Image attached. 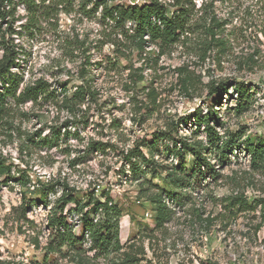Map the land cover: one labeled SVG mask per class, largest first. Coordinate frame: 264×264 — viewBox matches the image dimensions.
Instances as JSON below:
<instances>
[{
    "label": "rangeland",
    "instance_id": "obj_1",
    "mask_svg": "<svg viewBox=\"0 0 264 264\" xmlns=\"http://www.w3.org/2000/svg\"><path fill=\"white\" fill-rule=\"evenodd\" d=\"M14 1L16 10L1 32L0 59L13 47L18 51L19 65L11 68L22 76L18 93L44 80L59 95L22 103L7 96L0 157L12 175L23 171L32 185L0 174V264H121L127 255L139 264H264V168L252 165L243 143L264 139V0H161L169 15L181 5L188 8L190 27L178 42H151L145 50L130 47L105 24L96 0H35L39 6L32 10ZM115 41L126 54L118 56ZM85 83L94 96L71 111L63 100ZM237 83L248 91L241 109ZM218 91L223 96L216 101ZM198 112L219 118L211 124L222 136L220 144L238 137L228 159L204 150L217 168L216 179L183 188L175 170L183 159L187 167L194 165L184 143H209L205 126L199 129L194 121ZM81 116L87 124L78 121ZM55 127L78 130L79 137L50 147L42 139ZM93 141H102L105 150L87 153ZM138 146L144 173L139 178L129 162ZM53 180L77 187L84 203L89 196L110 195L122 212L121 250L97 257L87 235L46 253L57 241L48 215L63 193L61 185L55 191L45 187ZM160 191L173 212L157 227L149 197ZM66 213L81 237V213L71 204Z\"/></svg>",
    "mask_w": 264,
    "mask_h": 264
},
{
    "label": "trees",
    "instance_id": "obj_2",
    "mask_svg": "<svg viewBox=\"0 0 264 264\" xmlns=\"http://www.w3.org/2000/svg\"><path fill=\"white\" fill-rule=\"evenodd\" d=\"M21 0H18V2ZM26 2L29 10L33 7H38V3L35 0H22ZM21 1V2H22ZM47 0H42L44 3ZM54 1V0H50ZM59 3H56L59 6ZM100 5H103V18L107 20L105 24L109 25L114 31L120 32L131 46L137 47L139 50H145L147 45L151 42H158L162 47L164 45H172L179 41L182 34L188 31L190 27L188 18V8L181 5L178 7L172 15L167 12V5L161 0H149L143 4H121V3H109L106 0H96L94 8L98 9ZM178 6L180 3L178 2ZM14 0H0V45L3 44V35H1L2 28L5 22L8 21V16L11 13L14 14L15 7ZM49 5H47L48 7ZM34 12V11H33ZM129 23H134V27H130ZM215 26L212 25V36L215 38ZM121 42V41H120ZM115 41V51L121 52L119 55L126 54L125 50L121 49V43ZM211 43H208L210 46ZM121 50V51H120ZM10 52H6L3 58L0 59V121L7 110L9 101L7 96L12 94L15 101L18 103L26 102L29 100L37 101L39 97L44 99H50L58 97L59 93L50 89V84L44 80H38L33 85L26 86L18 93V89L22 80V76L19 73H12L11 68L14 65H19L16 55L18 51L13 47ZM224 89V88H223ZM235 90L239 96V103L237 107L242 108V104H246L247 101V89L242 83L235 85ZM219 92V91H218ZM94 93L88 84L80 85L76 88L72 98L65 97L63 103H65L71 111H74L77 106H82L84 102H87L86 98H93ZM223 96L222 92H219L216 101H219ZM246 100V101H245ZM244 101V103H243ZM190 119V118H189ZM212 119L216 123H219V118L212 113L208 115H202L198 112L195 115L194 121L200 129L202 125L205 126L208 137V146H204L201 142L195 144H185V152L189 151L194 158V165L192 168L187 167L184 159L181 162L180 169L175 170V181L187 188L192 184L201 183L202 179L217 178V168L209 157L204 153V150H218L221 158H229L228 154L234 150L235 142L237 139L236 134H232L221 144L222 136L211 124ZM82 123H88L87 118L84 116L78 120ZM79 131L71 133L70 130L65 129L62 132L61 127L53 128L52 134L47 135L42 141L48 146H59L61 141L72 137H79ZM247 152L251 156V163L257 168H264V139H244L243 141ZM105 144L102 141H93L88 147L87 153L94 151H104ZM129 162L131 165V172L134 176L139 178L143 175L142 165L137 160L138 155L142 156L143 153L138 147H134L130 150ZM184 155V153H181ZM88 154L78 157L72 160V163L76 164L83 160ZM135 158V160H133ZM223 161V159H222ZM0 174H6V181L9 179H16L21 186L32 185L31 178L25 172H18V176L12 175V166L6 165L0 157ZM186 183V184H185ZM57 185H61L63 193L57 200L56 205L51 208L48 215V227L53 231L52 235L55 236L56 243L52 241L48 244L46 253H51L57 248H61L69 243H81L88 235L91 239V249L95 250V256H108L113 251H119L122 248L120 236H119V224L121 219V209L118 204L112 202L109 194L106 195V199L95 198L89 196L87 203H84L77 196V187L71 186L68 182L53 180L49 181L45 187L51 191H55ZM187 185V186H186ZM43 199L44 204H48V194L44 190ZM165 191H160L151 195L150 201L156 211L155 224L157 227H162L166 221L170 218L173 212L163 201V195ZM172 196L171 193H168ZM173 197V196H172ZM111 202V203H110ZM73 205L75 210L81 213V224L83 228V235L78 237L75 235V226L68 221L66 207ZM263 208V222H264V204ZM99 214V217H98ZM24 216L26 214L24 213ZM56 244V247L54 246ZM139 259L136 256L127 255L121 262V264H139Z\"/></svg>",
    "mask_w": 264,
    "mask_h": 264
}]
</instances>
